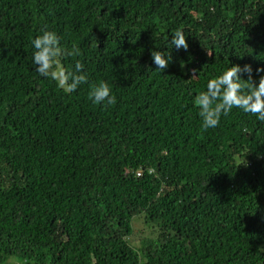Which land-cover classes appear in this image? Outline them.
<instances>
[{
	"label": "trees",
	"instance_id": "16d2710c",
	"mask_svg": "<svg viewBox=\"0 0 264 264\" xmlns=\"http://www.w3.org/2000/svg\"><path fill=\"white\" fill-rule=\"evenodd\" d=\"M45 28L89 84L34 71ZM237 65L258 82L264 0H0V264H264V123L233 109L205 130L194 102ZM101 80L116 104L89 100Z\"/></svg>",
	"mask_w": 264,
	"mask_h": 264
},
{
	"label": "clouds",
	"instance_id": "9594fccd",
	"mask_svg": "<svg viewBox=\"0 0 264 264\" xmlns=\"http://www.w3.org/2000/svg\"><path fill=\"white\" fill-rule=\"evenodd\" d=\"M169 49H189L188 38L183 29H175L171 33ZM62 36L54 30L43 29L40 34L31 40L33 48L32 63L34 71L41 77L55 81L57 87L67 93L76 92L81 85L89 84V78L82 62V51L76 45L67 49L62 44ZM72 57L75 64L71 70L61 66L57 57ZM151 58L156 68L165 71L172 56L169 52L152 50ZM258 82L253 78L251 65L243 67L231 66L218 77L207 81L206 91H201L195 96V104L199 107V117L203 129L217 128L221 118L228 116L233 109L245 114L255 116L259 122L264 123V68H257ZM241 73H247L248 79L241 77ZM250 82L249 84L243 83ZM89 100L96 105L104 107L114 105L117 102L113 90L106 80H101L90 86Z\"/></svg>",
	"mask_w": 264,
	"mask_h": 264
},
{
	"label": "rangeland",
	"instance_id": "374dc122",
	"mask_svg": "<svg viewBox=\"0 0 264 264\" xmlns=\"http://www.w3.org/2000/svg\"><path fill=\"white\" fill-rule=\"evenodd\" d=\"M62 66V64H61ZM152 234V231L150 228H148L142 218H136L134 223V234L131 236V239L134 243V245L139 246L141 243L142 238H145L147 236H150ZM14 262H21V258L14 257Z\"/></svg>",
	"mask_w": 264,
	"mask_h": 264
},
{
	"label": "crops",
	"instance_id": "0c3cea01",
	"mask_svg": "<svg viewBox=\"0 0 264 264\" xmlns=\"http://www.w3.org/2000/svg\"><path fill=\"white\" fill-rule=\"evenodd\" d=\"M13 264H17V263H14V262H13Z\"/></svg>",
	"mask_w": 264,
	"mask_h": 264
}]
</instances>
